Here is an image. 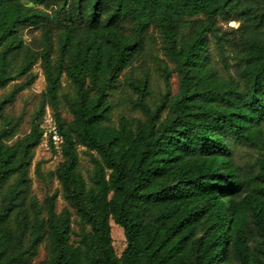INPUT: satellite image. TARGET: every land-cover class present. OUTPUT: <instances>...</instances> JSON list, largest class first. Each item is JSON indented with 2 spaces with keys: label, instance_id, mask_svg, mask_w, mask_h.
<instances>
[{
  "label": "trees",
  "instance_id": "obj_1",
  "mask_svg": "<svg viewBox=\"0 0 264 264\" xmlns=\"http://www.w3.org/2000/svg\"><path fill=\"white\" fill-rule=\"evenodd\" d=\"M220 20L240 22L233 37ZM37 64L46 87L19 136L24 112L7 109ZM8 86L0 264H32L44 242L39 264H264L249 243L256 231L264 254V0H0ZM47 107L65 143L51 172L60 186L41 201L31 170ZM237 145L256 149L251 170L235 160ZM112 220L126 238L121 255Z\"/></svg>",
  "mask_w": 264,
  "mask_h": 264
},
{
  "label": "rangeland",
  "instance_id": "obj_2",
  "mask_svg": "<svg viewBox=\"0 0 264 264\" xmlns=\"http://www.w3.org/2000/svg\"><path fill=\"white\" fill-rule=\"evenodd\" d=\"M218 25L221 31L226 33V36L233 37L236 34L233 29L238 28L240 26V22L236 20H220L218 22ZM26 38L28 43H31L35 47L39 46L42 41L41 29L37 27L26 29ZM211 48L214 51V59L218 62L220 67H222V63L215 50L214 40L211 41ZM229 51L231 52L232 50ZM231 53L234 54V52ZM233 60L234 59H230L231 62H233ZM34 71L36 73V79L33 85L23 90L17 97L16 101L7 109V112L14 115H19L24 112V122L20 127L19 136H23L30 130L31 115L37 108L40 101V95L46 87L45 75L40 64H37L35 66ZM152 80L153 89L156 93H158L159 91H164L166 89L164 79L160 76L159 72L153 70ZM170 86L173 93H176L178 91L179 80L176 73H173L172 77L170 78ZM10 87L11 86L6 87L5 89H0V98L3 97V95L10 89ZM63 114L66 117L71 118L66 110H64ZM256 154V149L252 146L237 145L235 148L234 157L238 163L246 168V170H251L252 167L250 165L252 161H254ZM81 158L84 165H89L88 160L84 154L81 155ZM60 160L61 156L56 155L52 150H47L46 147L42 144H40V146L36 150V156L33 161L31 170V176L33 178L32 193L41 201H43L47 195L52 194L60 186L57 177L51 175V172L57 168ZM37 164H40L41 175H38V173L36 172ZM65 205L66 202L60 196L58 201V209L61 210ZM111 225L114 247L117 254L121 255L126 246V238L124 236L123 228L113 220L111 221ZM261 240V236L256 231H254L250 236L249 243L250 246L255 249V252H257L259 256H262L264 258V254L261 251ZM47 256L48 244L47 242H44L38 256L34 259L32 264H39V262H41Z\"/></svg>",
  "mask_w": 264,
  "mask_h": 264
},
{
  "label": "built area",
  "instance_id": "obj_3",
  "mask_svg": "<svg viewBox=\"0 0 264 264\" xmlns=\"http://www.w3.org/2000/svg\"><path fill=\"white\" fill-rule=\"evenodd\" d=\"M42 145L47 150H52L56 155L61 156L65 136L60 130L59 124L55 118L53 111L47 107L43 116L42 123Z\"/></svg>",
  "mask_w": 264,
  "mask_h": 264
}]
</instances>
